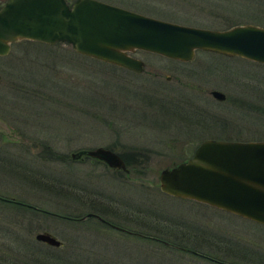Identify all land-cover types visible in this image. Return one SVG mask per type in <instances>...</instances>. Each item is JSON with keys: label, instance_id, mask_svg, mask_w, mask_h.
Segmentation results:
<instances>
[{"label": "rangeland", "instance_id": "1", "mask_svg": "<svg viewBox=\"0 0 264 264\" xmlns=\"http://www.w3.org/2000/svg\"><path fill=\"white\" fill-rule=\"evenodd\" d=\"M103 1L187 25L264 26V0ZM132 55L143 72L64 41L20 39L0 55V253L6 260L17 234L39 250L24 247L31 264L48 250L59 264H264V224L163 193L157 180L203 138L264 139V63L201 50L187 61ZM96 146L129 170L70 157ZM87 212L140 235L76 217ZM42 230L61 244L35 240Z\"/></svg>", "mask_w": 264, "mask_h": 264}, {"label": "water", "instance_id": "2", "mask_svg": "<svg viewBox=\"0 0 264 264\" xmlns=\"http://www.w3.org/2000/svg\"><path fill=\"white\" fill-rule=\"evenodd\" d=\"M28 39L64 41L75 52L140 71L135 49L190 60L195 49L237 55L264 63V26L240 23L210 29L168 21L101 0H4L0 4V55L11 42ZM213 97L223 98L212 89ZM102 160L124 171L113 150L96 146L70 153ZM158 188L168 195L192 199L264 224V139L203 138L190 156L160 169ZM54 214V213H53ZM99 215L87 212L79 218ZM34 239L52 246L61 240L46 230Z\"/></svg>", "mask_w": 264, "mask_h": 264}, {"label": "trees", "instance_id": "3", "mask_svg": "<svg viewBox=\"0 0 264 264\" xmlns=\"http://www.w3.org/2000/svg\"><path fill=\"white\" fill-rule=\"evenodd\" d=\"M35 42H40V41H35ZM124 160H126L125 163L127 165V162H128L127 159H124ZM9 201H12V200H9ZM62 215L65 216V217L73 218L74 217L73 215H75V214H70V215L69 214H62ZM15 236H16L15 244H17V245H14L15 248L14 247L10 248L8 246V248L10 250V253L8 254V257L6 256L7 257L6 258L7 261L5 260L4 254L0 253V264H31V261L34 258L32 257L33 258L32 259V258L26 257V256H29V255L25 254L24 247L28 248L29 251H31V252L39 251V250L38 249L36 250L37 247L35 248L34 246H32V245H30L28 243H25V241H23V238L22 239L21 238L17 239L18 238L17 234ZM18 245H20V246H18ZM46 245H48V244H46ZM51 249L54 250V251L58 250L55 247H51ZM33 254L34 253H31V255H33ZM50 254H52V252H50V250L45 251L44 258L43 259H37V261H39V264H59V262L56 261V260L66 261L64 256L61 257V254L60 255H58L56 253L54 255H50ZM60 264H64V263H60Z\"/></svg>", "mask_w": 264, "mask_h": 264}, {"label": "flooded vegetation", "instance_id": "4", "mask_svg": "<svg viewBox=\"0 0 264 264\" xmlns=\"http://www.w3.org/2000/svg\"><path fill=\"white\" fill-rule=\"evenodd\" d=\"M4 1V0H3ZM3 1H0V4L3 2ZM68 4H70L73 0H65ZM101 1H103V0H101ZM104 2H106V1H104ZM109 3V2H108ZM111 4H114V3H111ZM114 5H116V4H114ZM117 6H120V5H117ZM120 7H123V6H120ZM123 8H126V7H123ZM126 9H128V10H132V9H129V8H126ZM132 11H135V10H132ZM135 12H138V11H135ZM140 13V12H139ZM241 23H251V22H241ZM235 24H240V23H235ZM235 24H231V25H229V26H227V27H224V28H228V27H230V26H232V25H235ZM253 24H255V23H253ZM187 25V24H186ZM258 25V24H257ZM190 26H194V25H190ZM196 27H204V28H210V29H224V28H212V27H206V26H196ZM10 46V45H9ZM9 50V49H8ZM143 50V49H142ZM197 50H201V51H207V50H202V49H195L194 50V53H195V51H197ZM145 51H147V50H145ZM8 52V51H7ZM6 52V53H7ZM208 52V51H207ZM209 52H212V51H209ZM5 53V54H6ZM153 53H155V54H159V53H156V52H153ZM214 53V52H213ZM131 55H132V52L130 53ZM218 54V53H217ZM220 54V53H219ZM1 55H4V54H1ZM159 55H161V54H159ZM223 55V54H222ZM133 56V55H132ZM162 56H164V55H162ZM193 56H194V54H193ZM135 57V56H134ZM165 57H168V56H165ZM138 58V57H137ZM169 58H171V57H169ZM172 59H175V58H172ZM141 60V59H140ZM177 60H180V59H177ZM142 61V60H141ZM180 61H187V60H180ZM106 63H109V62H106ZM110 65H112V66H115V67H120V68H125V67H123V66H119V65H116V64H113V63H109ZM125 69H128V68H125ZM128 70H131V69H128ZM132 71H135V70H132ZM144 71V63H143V61H142V69L140 70V71H135V72H143ZM166 77H169L168 75H166ZM217 99V98H216ZM220 99H222V98H220ZM219 99V100H220ZM230 140H239V139H230ZM196 146V145H195ZM194 146V147H195ZM194 147H193V149H194ZM107 148H109V149H112L111 147H107ZM85 149V148H84ZM192 149V150H193ZM78 150H82V148L81 149H78ZM78 150H76V151H78ZM74 152V151H73ZM71 153V152H70ZM81 155H83V154H80V155H78L77 156V158H79V157H81ZM83 156H87V155H83ZM94 159H96V158H94ZM185 159V158H184ZM183 159V160H184ZM123 160V159H122ZM180 161V160H179ZM124 165H125V167L127 168V170H126V172L129 170L128 169V167L126 166V164H125V162H124ZM122 170V169H121ZM124 171V170H123ZM92 213H94V212H92ZM96 214V213H95ZM84 215V214H83ZM98 215V214H97ZM81 216V215H80ZM80 216H76V217H80ZM90 216H95V217H97L96 215H90ZM100 216V215H99ZM87 217V216H86ZM101 217V216H100ZM73 218H75V217H73ZM98 218V217H97ZM102 219H100V218H98L99 220H101L103 223H105V224H108L110 227H112V228H115V229H117V230H121V231H124V232H127V233H132V234H138V235H140L138 232H136L134 229H127V228H125V227H122L121 225H118V224H115V223H112L111 221H109L108 219H106V218H104V217H101ZM159 241H162L163 242V244H173L174 245V243H172L171 241H167V240H164V239H159ZM178 245V244H177ZM184 248V247H183ZM202 255H204L205 257H207L208 259H211V260H214V261H220V262H223V263H226V262H224L223 260H219V259H217V258H214V257H211V256H208V255H205V254H202Z\"/></svg>", "mask_w": 264, "mask_h": 264}]
</instances>
